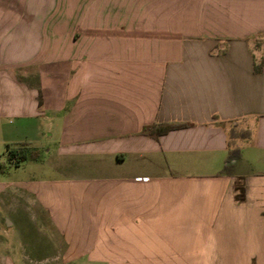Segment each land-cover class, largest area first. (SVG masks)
<instances>
[{
	"label": "crops",
	"instance_id": "crops-1",
	"mask_svg": "<svg viewBox=\"0 0 264 264\" xmlns=\"http://www.w3.org/2000/svg\"><path fill=\"white\" fill-rule=\"evenodd\" d=\"M8 115L57 139L55 176L15 197L59 264H264V0H0ZM13 226L0 264H25Z\"/></svg>",
	"mask_w": 264,
	"mask_h": 264
},
{
	"label": "rangeland",
	"instance_id": "rangeland-1",
	"mask_svg": "<svg viewBox=\"0 0 264 264\" xmlns=\"http://www.w3.org/2000/svg\"><path fill=\"white\" fill-rule=\"evenodd\" d=\"M16 82L24 84L19 79ZM10 100L15 101L12 96ZM57 147V139L49 136L48 121L45 118L0 116V223L3 224L6 217L14 221L10 230L11 242L15 250L24 253L25 264L60 263V257L50 254L53 248L43 246L47 242L48 233L42 225L29 221L35 211L32 195L25 192L21 207L15 197L22 188L32 189L34 183L55 176L51 165L54 164L52 155ZM8 150L23 154L26 159L14 165L8 160ZM33 240H40V246L31 251L27 244ZM56 246L58 250L62 248L59 242Z\"/></svg>",
	"mask_w": 264,
	"mask_h": 264
},
{
	"label": "trees",
	"instance_id": "trees-1",
	"mask_svg": "<svg viewBox=\"0 0 264 264\" xmlns=\"http://www.w3.org/2000/svg\"><path fill=\"white\" fill-rule=\"evenodd\" d=\"M262 58H259L255 63V72H260L262 68ZM186 125L180 124V125H173V124H152L143 127L141 133L143 135H146L151 138H158L161 135H164L172 130L182 128ZM229 141H228V147H229V160H234L239 157L240 155V147L238 144V141H242L245 139H248L250 137V131L248 130H242L238 129L236 126H231L229 129ZM7 157L10 163H13L14 165H17L19 162L24 161L26 158L23 154H17L14 150H8L7 151ZM1 170V168H0ZM243 198V191L242 188H240L238 199ZM264 218V212L262 213Z\"/></svg>",
	"mask_w": 264,
	"mask_h": 264
}]
</instances>
